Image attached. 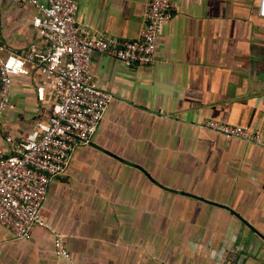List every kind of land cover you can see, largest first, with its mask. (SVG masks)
I'll use <instances>...</instances> for the list:
<instances>
[{
	"label": "crops",
	"instance_id": "crops-1",
	"mask_svg": "<svg viewBox=\"0 0 264 264\" xmlns=\"http://www.w3.org/2000/svg\"><path fill=\"white\" fill-rule=\"evenodd\" d=\"M76 1L91 34L138 39L150 0ZM171 1L152 66L93 52L90 70L113 99L52 179L47 226L17 238L0 224V264H264V239L251 240L264 235V17L256 0ZM37 12L28 0H0L2 56L48 50ZM54 104L27 62L13 77L0 147L46 122ZM209 118L250 126L262 142L203 127Z\"/></svg>",
	"mask_w": 264,
	"mask_h": 264
},
{
	"label": "built area",
	"instance_id": "built-area-1",
	"mask_svg": "<svg viewBox=\"0 0 264 264\" xmlns=\"http://www.w3.org/2000/svg\"><path fill=\"white\" fill-rule=\"evenodd\" d=\"M28 2L37 8L32 25L47 41L48 50L40 53L32 45L25 55L0 54V119L11 105L13 77L27 62L41 70L55 104L48 120L37 123L20 140L6 137L9 151L0 147V224L17 238H28L36 227L47 226L42 208L52 179L66 171L75 147L91 140L113 99L112 93L97 85L90 70L93 52L111 55L131 67L152 66L160 35L173 16L171 0H150L140 37L120 39L91 34L79 24L76 0ZM256 5L264 17V0H256ZM201 125L228 138L262 142L260 134L247 125L215 118ZM54 244L61 256H70L63 234H56Z\"/></svg>",
	"mask_w": 264,
	"mask_h": 264
},
{
	"label": "water",
	"instance_id": "water-1",
	"mask_svg": "<svg viewBox=\"0 0 264 264\" xmlns=\"http://www.w3.org/2000/svg\"><path fill=\"white\" fill-rule=\"evenodd\" d=\"M223 206L227 207L226 205H223ZM227 208H229V207H227ZM253 231H254V234L251 235L252 242L255 241L257 237L264 239V235H262L260 232H258L257 230H253Z\"/></svg>",
	"mask_w": 264,
	"mask_h": 264
}]
</instances>
